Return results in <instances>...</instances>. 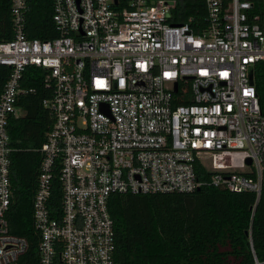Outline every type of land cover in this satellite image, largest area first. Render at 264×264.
<instances>
[{
	"label": "built area",
	"instance_id": "built-area-1",
	"mask_svg": "<svg viewBox=\"0 0 264 264\" xmlns=\"http://www.w3.org/2000/svg\"><path fill=\"white\" fill-rule=\"evenodd\" d=\"M11 1L14 37L0 41V64L12 68L0 95V264H19L30 246L8 219L9 123L32 91L29 66L52 88L33 200L41 264H120L114 194L211 185L259 202L264 109L254 68L264 61V0H205L197 27L172 21L178 0H53L58 36L48 40L26 34L31 0ZM55 180L60 203L50 204ZM252 264L264 260L254 254Z\"/></svg>",
	"mask_w": 264,
	"mask_h": 264
},
{
	"label": "trees",
	"instance_id": "trees-1",
	"mask_svg": "<svg viewBox=\"0 0 264 264\" xmlns=\"http://www.w3.org/2000/svg\"><path fill=\"white\" fill-rule=\"evenodd\" d=\"M11 0H0V41L14 37ZM53 0H31L27 14L28 38L42 40L58 36L53 21ZM205 0H178L172 21L191 18L193 26L204 25ZM255 84L264 109V61L255 65ZM12 68L0 64V95ZM23 85L31 88L21 95L23 113L9 123L12 154L11 182L14 199L8 219L11 232L28 238L30 246L19 264H41L40 232L33 216L42 154L53 124L44 100L52 96L45 71L29 66ZM184 103V101H183ZM198 178L208 180L210 172L198 163ZM58 180L50 204H59ZM109 210L115 222V259L120 264H252L254 254L264 260V193L256 202L252 192H231L203 185L192 192L114 194ZM56 264H60L56 259Z\"/></svg>",
	"mask_w": 264,
	"mask_h": 264
},
{
	"label": "water",
	"instance_id": "water-1",
	"mask_svg": "<svg viewBox=\"0 0 264 264\" xmlns=\"http://www.w3.org/2000/svg\"><path fill=\"white\" fill-rule=\"evenodd\" d=\"M178 89V86L176 85V90Z\"/></svg>",
	"mask_w": 264,
	"mask_h": 264
}]
</instances>
